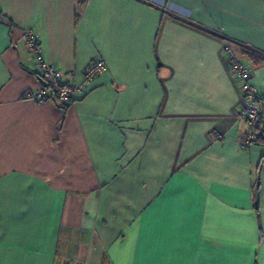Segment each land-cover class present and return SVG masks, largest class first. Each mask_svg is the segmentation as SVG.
<instances>
[{
	"label": "crops",
	"instance_id": "0c3cea01",
	"mask_svg": "<svg viewBox=\"0 0 264 264\" xmlns=\"http://www.w3.org/2000/svg\"><path fill=\"white\" fill-rule=\"evenodd\" d=\"M26 28L74 75L64 108L24 96ZM225 44L264 91V0H0V264H264Z\"/></svg>",
	"mask_w": 264,
	"mask_h": 264
},
{
	"label": "built area",
	"instance_id": "2783aa9c",
	"mask_svg": "<svg viewBox=\"0 0 264 264\" xmlns=\"http://www.w3.org/2000/svg\"><path fill=\"white\" fill-rule=\"evenodd\" d=\"M20 40L28 54V59L33 62V68L37 76L44 83L41 88L26 92L24 96L36 104L48 102L61 108L66 107L78 90L74 75L66 74L54 64L44 60L41 43L32 29H24ZM223 50L226 53L231 73L241 84V98L244 103L242 116L249 125L245 143L251 145L257 138L261 119L264 118V91H259L251 84L249 69L234 55L228 44L223 46ZM104 67V61L97 60L90 62L85 67L84 72L86 77L91 79L100 74Z\"/></svg>",
	"mask_w": 264,
	"mask_h": 264
},
{
	"label": "trees",
	"instance_id": "16d2710c",
	"mask_svg": "<svg viewBox=\"0 0 264 264\" xmlns=\"http://www.w3.org/2000/svg\"><path fill=\"white\" fill-rule=\"evenodd\" d=\"M255 143H264V118L261 119L260 126L258 128L257 138L254 140Z\"/></svg>",
	"mask_w": 264,
	"mask_h": 264
}]
</instances>
